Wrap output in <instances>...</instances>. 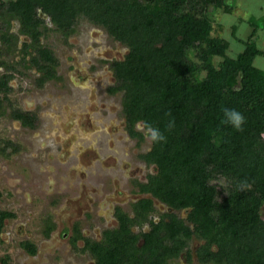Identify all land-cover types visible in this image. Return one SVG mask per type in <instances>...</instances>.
<instances>
[{"label": "trees", "instance_id": "16d2710c", "mask_svg": "<svg viewBox=\"0 0 264 264\" xmlns=\"http://www.w3.org/2000/svg\"><path fill=\"white\" fill-rule=\"evenodd\" d=\"M233 1L0 0L1 45H13L9 22L17 21L35 51L31 64L46 62L39 86L54 76L56 62L38 42L44 32L38 10L64 37L83 18L122 44L127 53L111 64L115 82L108 92L121 94L127 134L141 141L140 123L143 131L151 124L165 136L150 140L141 154L155 172L138 186L186 217L165 213L149 221L150 198L133 203L132 217L117 210L118 226L104 232L106 244L86 243L95 264H173L182 253L191 262L192 239L201 241L194 249L198 264H264V70L254 65L264 54L254 38L264 22L253 25L243 49L229 57L228 41L213 31L216 13H230ZM10 78L0 75V108ZM223 108L243 113L242 130L221 123ZM11 115L33 126V114ZM5 217L0 212V227ZM146 222L148 231H132ZM23 246L34 254L32 244Z\"/></svg>", "mask_w": 264, "mask_h": 264}, {"label": "rangeland", "instance_id": "374dc122", "mask_svg": "<svg viewBox=\"0 0 264 264\" xmlns=\"http://www.w3.org/2000/svg\"><path fill=\"white\" fill-rule=\"evenodd\" d=\"M231 5L230 13H216L215 21L218 24H215L213 34L228 41L227 55L234 57L243 49V41L252 32L253 25L262 26L264 0H234ZM16 27L14 25L12 30L15 31ZM254 38L257 47L264 52V28L257 29ZM41 42L59 61L57 72L62 80L61 83L47 82L42 88H37L35 85L34 71L25 68L20 62L21 53L19 54L14 48L7 50L0 42V60L11 63L15 68L12 72L8 101L3 102L0 108V210H7L15 215L14 219L5 221L3 232L0 233V264L3 258L7 259V264H91V256L84 254L78 248H72L70 241L62 237L61 228L66 226L70 230L71 225L75 224L86 236L98 237L97 234L107 225L106 222L112 224V220L115 219L111 213L113 203L134 198L125 194L119 198L114 195L116 190H122L124 193L123 189L129 187L126 174L138 180L144 179L145 173L152 171V167H145L144 163L137 159L139 153L148 150L150 139L146 136L138 145L134 140L127 138L123 131L124 120L120 113L121 94L117 93L110 98L102 96L105 84L113 82V75L99 58L121 59L127 53V49L122 44L114 41L100 27L83 18H78L74 32L68 39H64L56 31H48L41 38ZM14 62L20 64H13ZM89 62L99 66H90ZM254 65L264 70V54L254 60ZM2 70L1 68L0 72ZM77 72L96 76L93 78L101 81L103 89L94 83V85L82 83L85 89L77 88L80 83L76 84L74 78L75 82L70 80V76L78 79L74 75ZM91 86L95 91L91 88L93 92H89L88 88ZM100 91L103 99L100 101L102 108L98 110L100 93H96ZM50 104L54 107L51 108ZM13 109L35 113L36 127L32 130L19 127L18 122L10 118L9 113ZM83 116L84 121L86 120V124H90L91 128L84 130L81 127L76 132L72 121L78 122ZM137 127L140 128L141 125ZM59 128L62 131L63 128L67 130L66 143L72 137L74 140L78 138L77 141L80 142L84 140L87 144L90 135L94 139H99L96 145L98 147L99 144L101 145V156L103 158L110 156V159L101 160L100 175L90 176L86 181H81L79 175L81 168L77 164L73 165L75 172L72 169H65L70 166L69 162H66L69 160H55L58 153L53 147H56L58 141L54 136ZM103 129L104 136L101 133L91 134ZM106 133L111 141L110 152L107 148L109 145L106 144ZM5 139L10 141L12 146H5ZM84 141L81 143L86 144ZM113 158H116L119 164ZM103 173L106 175L104 176ZM58 190H63L61 194L70 197L78 196L79 191L83 194L81 198L83 203L89 191L92 195L94 192L96 195L112 194V199H109L110 196L106 199L95 197L99 206L94 201L90 202L89 210L92 213H74L71 216L67 212L66 204L61 203L59 210L53 212L60 219L59 221L57 218L56 221L53 218L59 226L55 227L52 237L44 239L39 220L41 221V216L46 210L43 212L41 210L49 207L54 196L51 192ZM121 208L127 210L125 206ZM155 209L163 211L165 207L155 202ZM94 210L97 218L92 216ZM177 214L183 217L185 212L178 211ZM261 218L264 220V205L261 209ZM116 224L115 219L112 225ZM134 230L136 231V228ZM68 233L69 231L66 234ZM25 239L35 244L37 253L34 256H28L20 248L19 244ZM199 243L200 241L196 239L189 242L191 262H186L181 257L174 260L173 264H198L195 261L194 249ZM80 246L81 242L78 247Z\"/></svg>", "mask_w": 264, "mask_h": 264}, {"label": "flooded vegetation", "instance_id": "af4514ba", "mask_svg": "<svg viewBox=\"0 0 264 264\" xmlns=\"http://www.w3.org/2000/svg\"><path fill=\"white\" fill-rule=\"evenodd\" d=\"M38 17L43 20V24L40 25V28H41L40 30H44V32L38 37V42L41 45V47L46 48L47 50L50 51L52 57L54 58V61L56 62L53 66L51 65V67H53V70H54V76L53 77L46 78L44 80V82L42 83V85L39 86L38 80H40L41 77L45 75V71H44L45 69L42 68L41 66H42V64L45 65L46 62L42 61L37 66H34V65L31 64L30 60H31V58L33 56H35V51H34V48L32 46L31 39H30V37L28 35L22 34L19 31V29H20L19 24L15 20H10V22H9V34L13 37V39H12L13 45H10V44H8V45H9L10 48H14L15 51H18L19 54L21 53L20 62L23 64V66L25 68L28 67V68H30V69H32L34 71V73L36 74L35 85L37 86V88H42L47 82H52V81L57 82L58 81V83H61L62 80L59 77V74L57 72V67L59 65V61L57 60L55 55H53V53L51 52V50L47 46H45V45L43 46V44L41 42V38L43 36H45V34H47L48 31H52V32L56 31L64 39H68L71 36V34L74 32L75 25L73 26V32L70 33L67 37H64L59 31L54 29V25L51 23L50 18H49L48 15H46V14L42 13L40 10H38ZM14 25L17 26L15 31L12 30ZM49 25H51V27H49ZM19 38H22V39H19ZM18 44H20L19 47H18ZM23 44L31 45V47H28L26 49V53L22 50L23 49ZM123 58H124V56L121 59H113V58H111V59H101V58H99V59L102 60L101 63H103L104 65L105 64L107 65V69H109L111 71L112 75H113V72H112V69H111V64L114 61H119V60H122ZM99 59L97 60V62H99ZM0 61L4 62L3 60H0ZM20 62H18V63L14 62L13 64H20ZM4 63H6V62H4ZM6 64L11 66L12 69L9 70V71H6L5 68L0 65V69L2 68L4 70V71L2 70V72H0V75H3V74L6 73V74H9L11 76V78L8 81L9 93H10V91H11V82H12L11 81L12 80V72L15 71V68L13 67V65L11 63H6ZM89 64H90V62H89ZM90 66L95 67V66H99V64H90ZM74 75L76 77H78V79H76L75 77H71L70 76V80L74 81L73 80V78H74L77 81V82L74 81L76 84L80 83L77 86V88H79V89L80 88L85 89V87H84V85H82V83L88 84V85L89 84H91V85L96 84V85H98L99 87H101L103 89V87L101 85V81L100 80L97 81L96 79H94L96 76L94 77L90 73L89 74H85L84 72H77V74H74ZM90 81H91V83H89ZM114 82H115V78L113 76V82L106 83L105 86H104L103 92L100 91V92L96 93V94L100 93L99 104H98L99 106L97 105L98 106V110H100L102 108V106L100 105L102 103V102L100 103V101L103 99L101 97V92H102V96L103 97L105 95L108 98H110V97L114 96L115 94H117V93L111 94V93L108 92V88L110 86H112L114 84ZM91 88H92V86L90 88H88L90 90L89 92H93L94 87L92 88L93 90ZM8 94H7V96H8ZM50 106H51V108L54 107L52 104H50ZM14 110H18V109H13V110H11V112L14 111ZM19 111L22 112V113H25V114H27L29 112L34 114L35 118H34V122H33V126L32 127L28 126L26 124H23L21 120L13 118L12 115H11V112L9 113L10 118L13 121L18 122V126L23 128L24 130H26V129L27 130L34 129V127H36V122H37V116L35 115V113H33L31 111H27V110H21V109ZM121 111L122 110H120V113L122 114ZM84 116H83V119L78 120V122L77 121L76 122L72 121V124L74 125V129L76 130V132H78V128L80 129L81 127L84 128V130H88V129L91 128V125L90 124H86V122H87L86 120L84 121ZM121 116H122V118L124 120L123 114ZM52 125L55 126L53 123H52ZM138 125H141V127L138 128L137 127ZM125 128H126V124H125V120H124V122H123V131L126 134V137L131 139V140H134L136 142V144L138 143V145H140L145 140V137L147 136L145 134V131H143L142 124H140V123L136 124V126H135L136 130L140 131L143 134V139L141 141H139V142H137L135 139L130 138L128 136L127 131H126ZM52 129L54 130V128H52ZM96 133H101L103 136L105 134L104 133V129L95 131V132H93L91 134H95L96 135ZM105 138H106V144L109 145L107 148H108V150L110 152V147H111L110 146V142L111 141H109V138L107 137V133H106V137ZM77 140H78V138L76 140H74L73 137L71 139H69L68 142L66 143L65 147L67 149H65V151H63L62 148L61 149L58 148L56 150V152L58 154H56L55 160H69V161H66V162H69L68 164L70 166H67L65 169L66 170H71L72 169L75 172H76V169H73V167H74L73 165L77 164L81 168V170H80L81 172L79 171V175H80V178H81L80 180L81 181L82 180L86 181L87 179H89L90 176L91 177H93V176L97 177V175H100L101 169H102L101 160L110 159V156L108 158H103V156H101V150H102V148H100L101 145L99 144V147L96 145L97 144V140H99V139H94V137L92 135L89 136L88 144L84 140L83 141L86 142V144L81 143L83 141L80 142V141H77ZM4 143H5V146H12V143L10 141H7V139H5ZM13 148L17 149L16 147H13ZM148 150H149V148H148ZM146 152L139 153L137 155V159L139 161H142L144 163L145 167H148V168L152 167V171L145 173L144 179H138V180L133 178L132 176H128V174H126L127 175V182L129 184V187L127 189H123L124 193L122 192V190H120V191L116 190L114 192V195L116 197H118V198L121 197L122 194L123 195L125 194L128 197H134L133 199L132 198L131 199H127V201H123V202L117 201V202L113 203V205L111 206V209H112L111 213H112V217L115 218L116 221H117V218H116L115 214H116L117 210L129 215L130 217H132L133 216V208H132L133 207L132 206L133 203H136L137 201H139L142 198H150L152 200V208L153 209L147 215V219L149 221L154 222V223H157L159 221V219L162 216H164L165 213H175V214H177V212H178L177 210H173V209L165 206L164 204L163 205L165 207V210L162 211V210H159V209L158 210L155 209V202H159V201L157 199L151 197L148 194L140 192V188H139L138 184H141V183L145 182L147 175L148 174H153L155 172L154 171V166L153 165H148L141 158V154L146 153ZM113 160H117V159L113 158ZM116 162L119 164L118 160ZM117 168L119 169V167H117ZM115 170H117V169H115ZM103 174H104V176L106 175V173H103ZM40 189L42 190V188H40ZM59 191L60 190L51 192V194H54V196H53V198H51V201H50L51 203H50L49 207L47 209L41 210L42 212L46 210V212L43 213V216H41V221L39 220V223L41 224V226H40L41 235H42V237L44 239H48V238L52 237V235H53L52 233H53L55 227L58 228V226H59V223H56V221H57V218H58L59 221H60V219H59V217H57L58 215L56 213H53V212H56L57 209L59 210V207L61 206V203L66 204L67 212H68L69 216H71L74 213H77V214H80V213L81 214H83V213L90 214V213H92V211L89 210L90 202L94 201V203H96L97 200H96L95 197H101L102 199H106V197L110 196L109 199L110 200L112 199V194L96 195L95 192H94V195H92V193L89 191L87 196H85V203H83V202H81V198L83 197V194L80 193L79 191H78V196L71 195V197L61 194V192L63 190H61L60 192ZM122 200H123V198H122ZM98 203L99 202H97L96 204L99 206ZM159 203H161V202H159ZM122 206H125L127 210H123L121 208ZM83 210H84V212H82ZM181 211H184L185 215L183 217L178 215V214L177 215L179 217H181V218H185L186 217V211L185 210H181ZM0 212H6L8 214V217H5V218L2 219V225L0 227V233H2L5 221L7 219H14L15 215L13 213H11L10 211H7V210H0ZM94 214H95V210L93 211L92 216L97 218V216H95ZM53 218H55L56 221ZM115 219L112 220V224L115 221ZM106 224L107 225H105L104 228H102L100 230V232L97 234L98 237H96V236H94V237L86 236L85 234H83L82 231H80V229L78 228L79 226H76L75 224L71 225L70 230L66 226L61 228V230L63 232L62 237H65V238H67L70 241V244H71L72 248H75V249L78 248L84 254H86L88 256H91V258H92V263L91 264H95V259L92 257V253L90 252V250H88V247L86 246V243L88 242L89 244H91V243H99V244L103 243V244H106V242H105L106 239L104 237V232L108 231V230L110 231V230L115 229L118 226V221H117V224L115 226H113L111 223H108V222H106ZM134 228H136V231L134 230ZM131 229L135 233H138L139 231H142V232L143 231H148L149 223L148 222L143 223V225L140 227V229L137 226H132ZM68 231H69V233L66 234ZM76 231L78 232L79 237H75ZM79 242H81V246L80 247H78ZM200 243H201V241H200ZM26 244H32L35 247L34 254H30L27 251V249L23 246V245H26ZM19 245H20V248L23 249L24 253H26L28 256H34L37 253V249H36L35 244L32 243L31 241H29L28 239H25ZM181 257L184 258V253L180 254L179 259ZM1 264H7V259L6 258L1 259Z\"/></svg>", "mask_w": 264, "mask_h": 264}, {"label": "clouds", "instance_id": "9594fccd", "mask_svg": "<svg viewBox=\"0 0 264 264\" xmlns=\"http://www.w3.org/2000/svg\"><path fill=\"white\" fill-rule=\"evenodd\" d=\"M223 116L221 123L231 126L234 130H242L245 123V116L242 112L235 108H223ZM145 134L153 143H159L165 140L163 132L158 128L154 127L151 124H146Z\"/></svg>", "mask_w": 264, "mask_h": 264}, {"label": "crops", "instance_id": "0c3cea01", "mask_svg": "<svg viewBox=\"0 0 264 264\" xmlns=\"http://www.w3.org/2000/svg\"><path fill=\"white\" fill-rule=\"evenodd\" d=\"M30 113V112H29ZM30 114H32V113H30ZM34 115V114H33ZM36 115V114H35ZM66 134H67V130L65 129V128H63V131L62 130H60V128H59V131H58V133L57 134H55V139L58 141V142H56V147H53V148H55L56 150L58 149V148H62V150L63 151H65V149H66V141H67V138H66Z\"/></svg>", "mask_w": 264, "mask_h": 264}]
</instances>
